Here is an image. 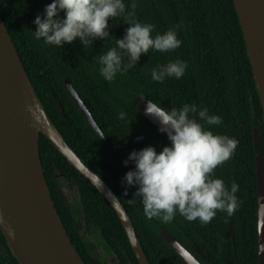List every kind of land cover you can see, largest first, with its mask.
<instances>
[{
  "label": "trees",
  "instance_id": "obj_1",
  "mask_svg": "<svg viewBox=\"0 0 264 264\" xmlns=\"http://www.w3.org/2000/svg\"><path fill=\"white\" fill-rule=\"evenodd\" d=\"M49 2L0 0V15L48 119L82 161L114 190L149 263L187 264L159 235L158 230L163 228L191 253V248H198L208 259L207 263L194 254L203 264H258L252 127L256 126L259 132L264 154V114L233 0H124L126 11L142 21L153 22V34L175 27L181 44L164 53L149 48L110 81L100 76L98 57L114 47L115 38L123 35L127 26L125 17L108 18L111 36L104 40L93 38L92 44L84 48L78 38L61 47L45 46L42 40L34 39L32 21ZM176 58L187 62L179 79L166 77L156 82L150 78L151 68ZM65 79L101 133L92 128L70 96ZM139 94L166 109L195 103L197 108L206 106L209 114L222 117L221 124L205 127L237 141L232 156L213 169V176L222 178L226 187L233 181L238 184L235 193L238 207L231 216L217 210L202 225L198 219L188 221L176 213L170 222H163L159 218H146L142 205L129 201L136 186L123 191V173L134 166L131 161L122 163L127 153L146 145L159 151L169 143L164 132H158L156 125L135 110ZM120 110L126 113V118L118 116ZM38 147L53 202L84 263L109 264L80 232L82 222L104 240L107 252L118 264H138L119 217L107 199L43 134L39 135ZM63 185L76 190L75 206L67 201ZM0 264H19L1 230Z\"/></svg>",
  "mask_w": 264,
  "mask_h": 264
},
{
  "label": "clouds",
  "instance_id": "obj_2",
  "mask_svg": "<svg viewBox=\"0 0 264 264\" xmlns=\"http://www.w3.org/2000/svg\"><path fill=\"white\" fill-rule=\"evenodd\" d=\"M118 15L125 17L123 35L98 57V72L105 81L133 65L149 48L164 53L181 44L175 27L153 34V22L126 11L124 0H50L34 17L32 33L45 46L61 47L78 38L84 48L93 38L110 37L108 18ZM186 67L187 62L180 58L168 60L151 68L150 78L156 82L166 77L179 79ZM144 111L157 118V131L164 132L169 143L159 151L146 145L127 153L122 163L131 161L134 166L123 173V191L136 186L129 201L139 202L146 218L163 222H170L176 213L188 221L198 219L202 225L217 210L231 216L238 207V184L233 181L226 187L222 178L213 176V169L232 156L237 141L205 127L221 124L222 117L209 114L206 106L197 108L195 103L166 109L148 100ZM118 116L126 118V113L120 110Z\"/></svg>",
  "mask_w": 264,
  "mask_h": 264
},
{
  "label": "water",
  "instance_id": "obj_3",
  "mask_svg": "<svg viewBox=\"0 0 264 264\" xmlns=\"http://www.w3.org/2000/svg\"><path fill=\"white\" fill-rule=\"evenodd\" d=\"M233 4L264 114V0H233ZM64 83L88 123L101 133L70 82L65 79ZM148 100L152 101L139 94L134 108L159 127L157 118L144 111ZM251 116L254 117L252 104ZM40 134L107 199L119 217L138 264H150L114 190L82 161L48 119L0 15V230L19 264H85L50 194L39 154ZM252 146L256 176L257 258L258 264H262L264 154L256 126L252 127ZM158 233L187 264H201L165 229L160 228Z\"/></svg>",
  "mask_w": 264,
  "mask_h": 264
},
{
  "label": "rangeland",
  "instance_id": "obj_4",
  "mask_svg": "<svg viewBox=\"0 0 264 264\" xmlns=\"http://www.w3.org/2000/svg\"><path fill=\"white\" fill-rule=\"evenodd\" d=\"M62 188L69 204L75 206L78 201V198L74 195L76 190H74V188L70 189L66 187V185H63ZM80 232L83 233L85 238L92 243L93 249L99 256L107 258V262L109 264H118L117 259L112 254L107 252L104 240L98 234H96V231L93 228L87 227L82 222V228H80Z\"/></svg>",
  "mask_w": 264,
  "mask_h": 264
},
{
  "label": "flooded vegetation",
  "instance_id": "obj_5",
  "mask_svg": "<svg viewBox=\"0 0 264 264\" xmlns=\"http://www.w3.org/2000/svg\"><path fill=\"white\" fill-rule=\"evenodd\" d=\"M63 187V186H62ZM61 187V189L63 190V188ZM67 187V186H66ZM225 221H226V223L228 222L227 221V218L225 217ZM227 225H228V229H229V227H230V224L229 223H227ZM230 231V230H229ZM230 233H231V231H230ZM173 236V235H172ZM174 237V236H173ZM175 238V237H174ZM176 239V238H175ZM231 239H232V242H233V244H234V236L233 237H231ZM177 240V239H176ZM178 241V240H177ZM179 242V241H178ZM182 244V243H181ZM183 245V244H182ZM191 244H189V246H190ZM184 246V245H183ZM185 247V246H184ZM186 248V247H185ZM187 249V248H186ZM198 251H196L195 249H193V248H191L190 250L193 252L192 254H193V256L201 263V264H203L194 254H196L197 256H199L200 258H202L203 260H205L207 263H208V259L207 258H205V256H204V254L198 249V248H196Z\"/></svg>",
  "mask_w": 264,
  "mask_h": 264
}]
</instances>
